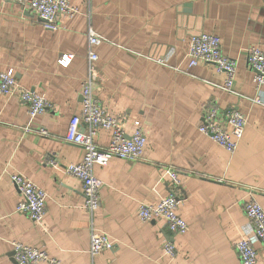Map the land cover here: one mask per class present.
I'll list each match as a JSON object with an SVG mask.
<instances>
[{
  "label": "crops",
  "instance_id": "0c3cea01",
  "mask_svg": "<svg viewBox=\"0 0 264 264\" xmlns=\"http://www.w3.org/2000/svg\"><path fill=\"white\" fill-rule=\"evenodd\" d=\"M69 1L79 11L49 30L28 4L0 0V69L13 68L18 82L13 95L0 92V264H17L13 240L62 264H240L234 244L251 235L243 202L252 194L264 209V105L250 100L255 88L246 58L251 45L264 51V0ZM89 28L104 38L94 47L96 96L127 135L138 120L146 136L139 159L114 157L93 166L102 185L92 216L79 179L64 170L84 153L65 132L80 111ZM198 31L217 35L223 54L236 60L234 92L221 87L224 74L213 64L188 66V38ZM61 54H72L67 66L57 62ZM24 88L51 107L29 117L18 96ZM212 106L246 117L233 152L197 128ZM109 140L108 130H98L97 145ZM170 171L177 172V183ZM12 173L45 191L40 221L16 209L20 195ZM170 193L187 224L183 233L173 234L163 219L137 216L140 203ZM91 228L107 233L113 248L91 256ZM165 236L175 246L173 258L163 253ZM254 245L264 264V244Z\"/></svg>",
  "mask_w": 264,
  "mask_h": 264
},
{
  "label": "built area",
  "instance_id": "2783aa9c",
  "mask_svg": "<svg viewBox=\"0 0 264 264\" xmlns=\"http://www.w3.org/2000/svg\"><path fill=\"white\" fill-rule=\"evenodd\" d=\"M10 1L28 4L32 12L41 19L43 27L49 30H55L60 26V17L70 18L79 11L69 0ZM103 39V36L91 28L88 29L87 72L80 85V111L71 116L65 132L67 141L79 144L84 150L82 159L79 162H68L64 165V170L79 179L82 185L83 206L91 216L99 207L102 185V180L93 172V166L104 165L114 157L137 160L141 157L146 142V136L138 120L133 122L134 129L127 135L119 119L104 108L95 94L99 74L95 65L98 54L94 47ZM186 55L189 67L198 62L213 64L218 72L224 74L221 87L228 92H234L236 60L223 54L220 38L217 35L203 31L190 35ZM71 58L72 54H61L57 62L67 66ZM246 58L247 64L253 71L252 80L255 88V94L250 100L264 105V51L259 46L251 45L247 49ZM17 87L18 82L13 68L0 69V92L13 95L17 92ZM18 96L27 103L29 117L41 114L51 107L44 97L27 88L19 90ZM245 124L246 117L242 112L236 109L221 110L217 106H212L203 115L197 128L199 132L208 135L226 151L233 152L237 148ZM100 129L110 132V140L105 146H99L95 142V136ZM48 163L54 167L57 166L55 158L49 159ZM169 174L175 183L179 181L177 172L170 171ZM10 180L20 195L16 209L26 213L32 220L40 221L45 213V191L19 173L10 174ZM177 206V196L170 193L159 198L155 203H140L137 216L141 221L163 219L173 234L183 233L187 229V224L178 214ZM243 209L251 224V235L241 236L234 244V249L240 264H258V252L254 244L257 241L264 244V209L252 194L243 202ZM11 246L12 256L17 264H38L42 261L48 264H62L60 260L49 256L43 249L17 240L11 241ZM113 246L114 240L107 233L91 228L89 240L91 256L104 249H111ZM162 248L163 253L169 258L175 256V246L168 237H164Z\"/></svg>",
  "mask_w": 264,
  "mask_h": 264
},
{
  "label": "water",
  "instance_id": "95a60500",
  "mask_svg": "<svg viewBox=\"0 0 264 264\" xmlns=\"http://www.w3.org/2000/svg\"><path fill=\"white\" fill-rule=\"evenodd\" d=\"M201 31H198V32H193L191 35H193V34H198V33H200ZM165 237H168V236H165ZM168 239H170V240H172L171 238H169L168 237Z\"/></svg>",
  "mask_w": 264,
  "mask_h": 264
}]
</instances>
